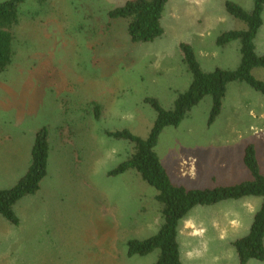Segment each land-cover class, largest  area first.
Here are the masks:
<instances>
[{"label":"rangeland","instance_id":"obj_1","mask_svg":"<svg viewBox=\"0 0 264 264\" xmlns=\"http://www.w3.org/2000/svg\"><path fill=\"white\" fill-rule=\"evenodd\" d=\"M126 1L24 0L19 6L14 57L0 73V191L26 174L35 135L43 127L50 153L39 191L13 206L18 224L0 215V264H155L158 259V250L127 257L129 240L158 232L162 207L155 189L137 172L108 175L129 157L133 145L107 133L127 130L147 138L156 118L148 98L173 109L177 95L191 83L179 43L195 49L205 72L235 69L239 43L217 48L215 37L245 25L226 13L224 2L249 11L253 0H169L161 18L163 36L150 43H133L126 20L108 19V12ZM262 20L264 38V11ZM263 70L254 75L264 81ZM230 86L220 119L208 124V96L178 127L160 134L155 152L175 186L203 190L250 180L242 162L244 146L250 143L264 173V97L245 85ZM231 129L241 134L240 144L236 136L233 148L218 146L227 136L215 132ZM210 137L216 146H206ZM218 158L235 175L224 177ZM190 167L196 169L193 177L186 172ZM209 172L217 184L207 177ZM252 200L259 209L261 199ZM200 208L205 207L188 213L198 217ZM223 208L228 214L235 211ZM213 210L202 225L212 223L217 215ZM210 245L200 264H210L220 249Z\"/></svg>","mask_w":264,"mask_h":264},{"label":"trees","instance_id":"obj_2","mask_svg":"<svg viewBox=\"0 0 264 264\" xmlns=\"http://www.w3.org/2000/svg\"><path fill=\"white\" fill-rule=\"evenodd\" d=\"M169 0H128L123 6L108 12V19H124L128 22L127 32L133 43H150L163 36L161 18ZM24 0H7L0 3V73H4L14 57L13 42L20 22L19 6ZM264 0H253L251 11H245L234 2H225L226 13L245 25L243 30L222 32L216 38L218 47L233 42L239 43L240 63L235 69L216 68L211 72L202 70L190 44L182 42L179 49L182 61L191 75L187 91L177 95L173 109H164L153 98L145 100L155 111L156 118L147 138L142 139L129 131L107 133L115 140L133 145L129 157L114 168L108 175L118 176L129 170L139 174L141 179L157 192L156 201L162 207L163 223L158 232L144 240L127 242V257H145L158 250L155 264H181L177 244V227L187 213L196 206H212L222 201L238 200L244 197L261 198L260 209L255 213L248 235L234 242L240 264L250 260L264 262V176L260 172L253 145L246 146L243 164L252 180L233 186L203 190H186L175 186L169 179L155 152L158 138L167 127H178L186 115L205 97H210L211 108L208 124L211 125L220 115L227 86L242 83L264 97V81L252 74L264 69V56L255 52L254 40L262 26ZM96 114L100 115V108ZM50 147L48 129L41 128L35 135L31 150L30 165L26 174L17 184L0 191V215L12 224H18L13 206L22 198L34 195L40 189L41 181L47 175Z\"/></svg>","mask_w":264,"mask_h":264},{"label":"crops","instance_id":"obj_3","mask_svg":"<svg viewBox=\"0 0 264 264\" xmlns=\"http://www.w3.org/2000/svg\"><path fill=\"white\" fill-rule=\"evenodd\" d=\"M225 2H227V1H225ZM225 2H224V9H225ZM251 10H249V11H251ZM245 11H247V10H245ZM174 12H172L173 13L172 18L175 20L178 18V16H177V13H174ZM262 19H263V13H262ZM221 20L222 19H217L216 22L220 23ZM161 25H162V23H161ZM262 27H263V20H262L261 28ZM261 28L259 29V31L255 37L254 45H255L256 54L259 56H264V38L260 34ZM240 30H243V29H240ZM207 33H208V31L202 32L200 34V37L202 38L204 36V34L206 35ZM217 34L218 35H216V37H215V42H216V38L221 34V32H219ZM229 45H227L225 47H218L215 43V46L217 48H226ZM194 51H195V49H194ZM195 53H196V51H195ZM204 55H205V57L208 56L207 53H204ZM228 69L231 70L230 68H228ZM257 70L253 71V75L257 73L256 72ZM255 78L263 81V79H261L260 77L255 76ZM232 84L240 85L237 87H244L242 85H245L242 83L241 84L240 83H232ZM230 85L231 84H229L227 86L225 98L227 97L229 90L232 88V86H230ZM257 94H259V93H257ZM223 101H225V99ZM222 107H223V105H222ZM221 116H222V112L216 118V120L220 119ZM249 116L251 118H253L255 116V113L254 112L250 113ZM259 116L263 117V113L259 114ZM259 130L262 131L261 129H259ZM214 135L215 136H217V135L227 136V137H224L223 140H221L220 145H218V146H223L224 148L230 147V146L232 148L234 147V144H236V141L234 139H232L233 137H236V136L238 137L237 142H239V144L241 141V134L237 130H234V129L221 130L220 132L219 131L215 132ZM206 143H207L206 146H216V144L213 142V139L211 137L207 140ZM263 143H264V141H263ZM245 144L246 143H244L243 145H245ZM246 145H253V143L246 144ZM245 146H244V150H245ZM253 147H254V145H253ZM254 149H255V147H254ZM255 152H256V150H255ZM256 158H257V154H256ZM188 159H191V161H193V163H195L197 160L196 157H188ZM257 161L259 164L260 172L264 176V173L261 171V167H260L261 165L259 163L258 158H257ZM218 162H219V164H221L220 168L223 169L221 173L224 177L230 178L231 176L235 175L234 171L232 172V170L226 168V164H225L224 160L218 158ZM242 162H243V160H242ZM183 164H184V162L182 161L180 165H183ZM190 168L191 169L186 171V172L193 177L196 169L194 167H190ZM181 170L182 169H179L180 174H183V172ZM249 176H250V180L248 179L244 182H248V181L252 180L250 173H249ZM207 177H209L210 180L214 184H217V183H215V177L211 174V172L207 173ZM244 182H241V183H244ZM238 184H240V183H238ZM234 185H237V184H234ZM226 186H233V185H223V186L218 185V186H215L213 188L226 187ZM213 188H209V189H213ZM252 198L253 197H244V198H241L238 200L222 201V202H219V203L212 205V206H204L205 208H200L199 211L197 212V216L200 217L201 219H198V217H196L195 215L188 213L185 216V218L179 223V225H178L179 228L177 227V244H178L181 264H191V263L200 264V263H203V256L205 253H208V249L211 248L210 244H215L218 248H220L218 250L217 254H215V256L212 257L213 260L210 261V264H236V263L240 264L239 259L237 257L236 250L234 248V242L236 240L244 238L248 235L252 221H253V217H254L255 213L260 209L261 203H262V200H261L260 205L258 207L259 209H255L256 205L253 204L254 200H252ZM223 206L233 208V209H235V211L231 214H228L225 212ZM214 207H216L217 215L212 219V223L210 225H202V221H203L205 214L213 212ZM245 213L248 214L247 216H251L250 218H252V220L249 219V221H247L248 217L246 219L244 218ZM178 229H179V231H178ZM263 244H264V238H263ZM210 258L211 257H209L208 259H210ZM246 264H264V262H260L257 260H250Z\"/></svg>","mask_w":264,"mask_h":264}]
</instances>
